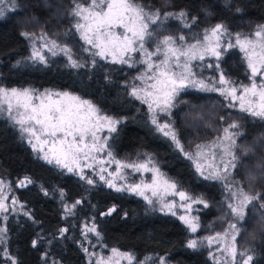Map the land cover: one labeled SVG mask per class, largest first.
<instances>
[{
    "label": "trees",
    "instance_id": "obj_1",
    "mask_svg": "<svg viewBox=\"0 0 264 264\" xmlns=\"http://www.w3.org/2000/svg\"><path fill=\"white\" fill-rule=\"evenodd\" d=\"M72 1L18 0L20 9L11 13L10 18L0 20V85L70 91L91 99L104 113L123 118L109 141L114 155L133 159L144 150L153 152L167 178L175 180L180 189L209 203L207 208L197 211L199 234L206 233L227 214L221 183L199 177L192 162L171 140L155 130L143 107L128 96L121 85V72L116 66L104 64L92 70L73 69L62 58H55L46 65L25 60L28 45L20 34L24 30H46L54 39L79 50L77 37L74 34L65 36L71 21ZM140 2L163 11L183 9L197 17L201 26L221 23L231 32H246L264 24V0ZM237 8L241 11L237 12ZM172 28L169 25L168 32ZM224 67L228 75L244 79L242 58L236 50L226 55ZM177 100L174 116L180 138L188 146L216 136L226 120L237 117L226 113L223 100L211 92L187 89ZM246 148L251 151H242ZM237 152L240 156L237 176L243 187L249 192L260 193L264 200V121L249 126L238 138ZM25 177H30L34 183L17 186ZM0 178L14 185L17 199L31 215V218L12 215L7 221L6 248L18 264H44V255L62 264H85L82 226L91 220L97 226L101 245L107 250L117 248L131 253L134 257L131 264H141L148 258L153 261L163 258L166 264H214L206 247H187L192 234L176 216L159 212L137 195L116 192L100 184L88 185L78 176L38 159L17 128L1 116ZM61 190L65 193L63 201L59 195ZM76 200L81 203L72 208L71 214L67 213L65 205L72 207ZM113 206L116 211L112 215L102 214ZM65 228L68 231L61 235L60 230ZM33 240L38 241L36 247L32 245ZM238 244L252 254V264H264V211L257 206L250 207ZM0 248L5 247L0 245ZM3 262L4 252H0V264Z\"/></svg>",
    "mask_w": 264,
    "mask_h": 264
},
{
    "label": "snow or ice",
    "instance_id": "obj_2",
    "mask_svg": "<svg viewBox=\"0 0 264 264\" xmlns=\"http://www.w3.org/2000/svg\"><path fill=\"white\" fill-rule=\"evenodd\" d=\"M9 2L14 3V0ZM74 3L71 12L76 21L73 25L74 34L78 33L79 39L87 45L82 46L81 50L90 55L92 66L96 65L98 58L113 65L137 69L138 75L134 79L139 81V84L132 86L130 95L147 105L149 112L153 114L151 123L156 126V130L169 138L179 152L194 164L195 173L199 177L205 181L221 183L224 191L228 193L230 202L227 206L231 214L237 221H244L247 206L261 197L247 194L232 179V174L240 161L236 151V137L240 133L232 130L240 128L241 125L231 123L223 129V137L211 144L196 145L194 153L185 152L174 127L168 122L161 124L157 119V112L170 114L181 92L191 87L200 91L219 93L229 100V107H235L234 102L238 101L240 112L264 121V24L257 25L255 38H250L241 33L233 36L227 26L217 23L205 29L196 43H188L184 35H165L162 39L159 38V27L169 19L181 22L184 28H191L196 23L197 17H190L183 9L162 13L141 3L140 0H90L87 6L80 0H74ZM236 10L241 11L239 8ZM4 16L5 11L0 8V18ZM153 25L159 27L152 28ZM20 34L26 39L33 41L35 39L34 34L28 32ZM44 35L46 34H42V39ZM149 43L154 45L152 50L147 46ZM42 47L48 49L53 56L58 53L65 55L68 67L81 69L86 66L87 62L73 57L71 48L62 47L54 40H45ZM234 48H238L244 54L250 80L247 85H237L236 81L231 80L221 70L220 61L224 53ZM205 57L214 58L216 61L215 64H207L206 67L215 68L219 73L218 78H197L193 61H204ZM30 59L41 64L47 63V57L35 48ZM138 65L141 67L138 68ZM5 112L13 126L18 128L21 137L27 140L33 152L37 154L38 159L78 175L80 180H86L88 185H93L95 181L90 176L86 177L85 169L91 168L95 171V165H103L105 161L97 157L109 147L108 137H101L99 133L105 129L108 133H114L117 131V125L122 122L119 118L105 114L91 100L69 91L51 89L39 91L34 88L0 87V114ZM242 151L250 152L251 148ZM107 156L111 158L109 163L114 162L117 165L116 171L108 173L110 178H106L104 175L106 169L100 167L96 174L109 188L116 192H132L143 197L149 205L155 207L159 204L160 211L172 215H176L173 211L175 201L168 202L165 197L178 196L180 206L186 213L179 216V219L190 232L198 231L199 219L191 215L193 205H203L207 208L208 203L202 197L196 198L181 190L175 180L167 178L161 171L153 156H146L142 163H121L115 160L110 150L107 151ZM123 168H131L135 172H151V182L118 186L115 180L117 177L123 179L121 175ZM249 178L255 179L254 176ZM33 183L30 177H25L19 182L20 187ZM2 185L3 181H0V186ZM44 194L48 195V192L45 191ZM59 195L63 201L65 193L61 190ZM12 203L15 205L17 201L13 200ZM80 203V200H76L72 207ZM261 207L264 208V204ZM7 210L4 198H0V213ZM115 211L116 208L113 206L102 214L109 216ZM25 215L31 218L28 212H25ZM67 231L66 228L61 229V235ZM88 232L100 235L95 224L87 227L85 235ZM6 233L7 228H0V245L5 244ZM238 233L237 224L232 223L225 233L206 237L199 244L206 241L209 247L213 244L220 246L218 251L222 248L223 252L231 257L226 264H252L253 256L249 255L247 250L237 253L235 241ZM37 243V240H33V247H36ZM187 247L196 249L198 241L189 240ZM0 252H6V249L0 248ZM112 252L114 256L132 260V256L127 253H120L116 249ZM237 255L242 258L239 262L236 261ZM8 259L12 264H16L10 255ZM96 264H101V261H96ZM160 264H165L163 259Z\"/></svg>",
    "mask_w": 264,
    "mask_h": 264
},
{
    "label": "rangeland",
    "instance_id": "obj_3",
    "mask_svg": "<svg viewBox=\"0 0 264 264\" xmlns=\"http://www.w3.org/2000/svg\"><path fill=\"white\" fill-rule=\"evenodd\" d=\"M80 2L83 3L85 6H87L90 3V0H80ZM74 6H75V3H74V0H73L71 8H70V11H69V15H70L71 21H70L69 26L65 30V36H68V35L72 36L74 34L73 25L75 24L76 21L73 19L72 15H71V12H72ZM147 6L152 8L153 10H159L162 13L163 12H170V11H163V10L159 9L158 7H156L154 5H151V4H148ZM0 8H3L4 11H5V16L3 18H0V20H6V19L10 18L11 13H13L16 10H19L20 6L18 4V0H14V3L9 2V0H2V3H0ZM190 17H192V15H190ZM169 25H171V28L173 26V28H172V30H169V32H168L167 27ZM158 27L159 26H157V25H153L152 26V28H158ZM210 27H212V26H209V27L201 26L196 21V23L194 25H192L191 28H184V27H182L181 22L176 21L174 19H169V20L165 21V23H164V25L162 27H159V38L162 39L163 36H165V35H173V36L184 35L185 38H186V41L188 43H196V41L202 37V35L204 33V30L207 29V28H210ZM256 28H257V25L254 28H252L251 30L246 31V32H231L229 29L228 30H229V32H231L233 34V36L236 33H241V34H243L245 36H249L250 38H255L254 37V33L256 31ZM22 32H28V31L24 30ZM28 33L34 34V38L35 39L33 41V40H30V39L24 38L26 40V42H27V45H28V55L25 58V60L27 62H30V63H33V64H41L39 62H34L33 60L30 59L31 53H32L33 49L35 48V49L40 50L47 57V63L46 64H48L51 60H53L55 58H62L68 64L67 57L65 55H63L62 53H58L57 55L53 56L52 53L50 51H48V49L42 47V45L45 43V40H47V41H53L54 40L58 45H60L62 47L63 46H67V47L71 48L74 58H78L81 61L87 62L86 66L84 68H88V69L92 70V69H95L98 66H101V65H104V64L113 65V64L109 63L108 61H101V60H99L97 58L96 65L92 66L90 55L88 53L82 52V50H81L82 46L87 47V45H84L83 41H81L79 39V34L78 33L74 34L77 37L78 42H79L78 43L79 44V50H77V51L73 47H71L69 44L64 43V42H60V41L54 39L50 35V33L48 31H46V30H41L39 32H28ZM42 34H46V35H44L43 39L41 38ZM147 46L149 47V50H152V48L154 47V45L151 44V43H149ZM234 50L239 52L240 55H241V58H242V63H243V66H244V74H245L243 80H240L238 78L232 77V76L228 75L226 73V71H225V67H224L225 57H226V55L228 53H230L231 51H234ZM215 63H216V61L214 60V58H211V57H205L204 61H198V60L197 61H193V69L197 73V78H209V79L218 78L219 73H218V71L215 68L206 67L207 64H215ZM46 64H44V65H46ZM220 65H221V70L224 71L226 73V75L231 78V80L236 81L237 85H240V84L247 85V84L250 83V80L248 78L249 77V70L247 68V64H246V61L244 59V54L242 52H240V50L238 48L229 49L227 52H225L224 55H223L222 60L220 61ZM114 66H116V70H119L121 72V77L122 78H121L120 83L125 88L126 93L132 99L136 100L135 98H133L130 95V92H131V88H132L133 85L139 84V81H136L134 79V77L136 75H138L137 69H130V68L126 67V66H121V65H114ZM137 67L140 68L141 66L138 65ZM257 79H259V78H257ZM0 87H4V86L0 85ZM5 88H7V87H5ZM25 88H31V87H25ZM187 89L198 90L196 88H191V87H189ZM187 89H185V90H187ZM39 91H44V90H39ZM211 93H214V94L218 95L223 100L226 113H228L230 115H233V114L237 115V117L235 119H233V120H229V119L226 120L223 123V126H222V129H221L220 133L217 134L216 136H214V137H212V138H210L208 140L201 141V142H199V143H197V144H195L193 146H188V145L184 144V142L181 140L180 135H179L178 127H177L175 116H174V112H175V110H176V108L178 106V100H176V102H175L176 106L171 109L170 114L157 112V119H158V121L161 124L168 122V123H171V125L174 127V129H175V131H176V133L178 135V138L180 139V142H181V144L184 147V151L185 152L194 153L196 151V145L211 144L213 141H216L219 138L223 137V135H224L223 129L225 127H228L229 124H231V123H238V124L241 125L240 128L232 130V131H238L240 133V135L236 137V143H237L238 138L241 135H243L244 133H246V131L248 130L249 126H254V125H257L258 123L263 122L262 120H260L258 118L251 117L247 113L240 112V110H239V102L238 101L234 102L236 104L235 107H229V100H227L224 97L220 96L219 93H217V92H211ZM74 94H76V93H74ZM76 95H78V94H76ZM82 98H84V97H82ZM84 99H88V98H84ZM88 100H91V99H88ZM136 101L138 102V104L141 107H143V109H144L145 113L147 114V117H148V119H149V121L151 123V119H152V115L153 114L151 112H149L147 105L141 103L139 100H136ZM0 116L5 118V119H7L12 124V122L8 119V115H7L6 112L0 114ZM116 118H119V117H116ZM119 119L121 121L123 120V118H119ZM118 125H117V127H118ZM152 126L156 130V126L153 125V124H152ZM17 130H18V128H17ZM111 134L112 133H108L106 129L99 133V135L101 137H105V136L108 137V146H109L108 149L105 152L99 153V155L97 157L98 159H103L105 161V163L103 165H95L94 166L95 169H96L95 171L93 169H91V168H86L85 169L86 177L90 176L92 179H94V181H95L94 184L95 185L96 184H100V185H104V186L108 187L103 181H101L99 179V175L96 174V172L98 171V169L100 167H104L106 169V172L104 173L106 178H110V177H108V173H110V172L114 173L116 171L117 165L114 162H112V163L108 162L111 159L110 157L107 156V151H109V150L112 152L113 157L115 158V160H119V161H121V163H134V162L142 163V162H144L146 156L150 155V156H153L155 158V160L158 162V166L160 167V162H159L157 156L153 152L146 151V150L142 151L138 157L133 158V159H120V158L116 157L114 155L111 147H110V144H109ZM160 134L163 135L162 133H160ZM23 140L27 143L26 139H23ZM30 148H31V146H30ZM236 151H237V149H236ZM34 154L37 157V154L36 153H34ZM237 154H238V152H237ZM52 166H54V165H52ZM63 171H65V170H63ZM237 171H238V168L236 170H234V172L232 174V179L237 182L239 187L242 188L244 190V192H246L249 195H252V196L259 195V197H261L260 193H258V192H255V193L249 192L243 187L239 177L237 176ZM65 172H67V171H65ZM70 174H72V173H70ZM121 175L123 176V179L117 177V179L115 180V183L118 186L126 185V184H138V183H141V182L150 183L151 182V178H152V173L151 172H135L131 168H123V169H121ZM75 176H78V175H75ZM23 179H21V180H23ZM0 181H3V185L0 186V198H4V202L8 206V210L6 212L0 213V228H7V221L9 219V217H11L12 215H16V216L24 215V216H27V215H25V212H28L29 214H30V212H29V210H27L25 205L23 203H21L17 199V197L15 195V191H14V185L10 181H8L6 179H3V178H0ZM20 181L17 182V186H20V184H19ZM84 181L86 182V180H84ZM181 190H183V189H181ZM184 191H186V190H184ZM125 192H127V191H125ZM186 192L189 195H191L188 191H186ZM127 193L134 194L132 192H127ZM134 195H136V194H134ZM148 195H150V193H148ZM139 197H141V196H139ZM194 197H196V196H194ZM141 198L143 199V197H141ZM196 198H201V197H196ZM153 199L155 201V198H153ZM165 199L168 202H172L173 200L175 201V207L173 208V211L176 213V215H173V216H176L179 219V216L186 214L185 213V209H183L180 206L181 205V201H180L178 196L177 197L167 196V197H165ZM13 200L17 201V203L15 205H13V203H12ZM229 202L230 201L228 199V193L226 191H224V203H223V205L227 209L226 217H223V218L219 219L220 222L217 225L215 224V226L214 225L211 226L208 229V231L206 233H204V234L203 233L199 234L201 232V226H199V229H198V231L196 233H192L191 232L192 237H191L190 240L195 239V240L198 241V247L197 248L206 247V249L208 251V255H209L210 259L212 260V262L214 264H226V261L231 260V257L228 254L224 253L222 248H220V250L218 251V248L220 246H218L216 244H213L211 247H209L207 245L206 241L203 244H199V242L204 240L206 237L215 236L217 233H220V234L225 233L226 231H228L229 225L232 224V223H236L237 224V227L239 228V233H240L241 226H242L244 221H237L236 218L234 217V215L231 214L230 209L227 206ZM262 204H264V200L262 198L254 200L251 204H249L247 206V208H246V216H247V214L249 212L250 207H252V206H257L263 212L264 208L261 207ZM208 205H209V203H208ZM151 206L153 208H155L156 210H158L159 212H162V211L159 210V204H156L155 207L153 205H151ZM72 208L73 207H71V206L68 207V205H65L64 210L67 213H69V209H70V212H71ZM202 208H204L203 205H193V208H192V211H191V215L197 216V211H199ZM162 213L172 215L171 213H168V212H162ZM246 216H245V218H246ZM4 217H7V219H4ZM93 224H95V223H94L93 220H91V221L85 223L82 226L83 233H84V241H85L84 242L85 244L83 245V248L88 250L87 252L84 251L85 255H86V263L85 264H96V261H98V260L101 261V264H117V262H118V264H131V263L134 262V257L129 252H124V251H121V250H119L117 248H112V249H109V250L105 249L101 245V242H100L101 241V237H100V235L96 236L94 233H91V232H88L87 235H85L87 227H91ZM199 225H200V222H199ZM95 226H96V224H95ZM96 229H97V226H96ZM97 231H98V229H97ZM256 232H258V229L256 230ZM239 233L237 234L236 241H235L236 248H237V253L244 252V251L247 250V249L244 250V249L240 248V246L238 244ZM7 239H8V236H7V233H6V242H5V244H3V246L5 247L4 249H6V252H4V262L1 263V264H12V261L8 259V256L10 254L8 253V250L6 248ZM113 249H116L120 253H127V254L131 255L132 256V260L129 261L128 259H126L124 257L114 256L113 252H112ZM248 254L252 255L249 252H248ZM43 257H44V261H45L44 264H62L59 261H57L54 258L49 257L47 255H44ZM214 257L216 259H214ZM161 259H163V258H158V259L153 261L151 258H148V259H145L141 264H160ZM241 259L242 258L239 255L236 256V261L237 262H239ZM15 261H16V259H15ZM163 261L165 262L164 259H163ZM16 264H18L17 261H16ZM165 264H166V262H165Z\"/></svg>",
    "mask_w": 264,
    "mask_h": 264
}]
</instances>
